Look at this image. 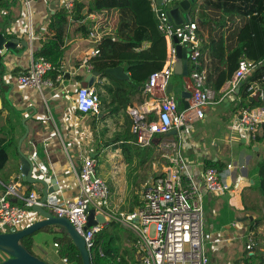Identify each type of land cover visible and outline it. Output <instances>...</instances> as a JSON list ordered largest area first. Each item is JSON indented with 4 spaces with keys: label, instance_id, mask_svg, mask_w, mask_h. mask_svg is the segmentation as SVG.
<instances>
[{
    "label": "crops",
    "instance_id": "0c3cea01",
    "mask_svg": "<svg viewBox=\"0 0 264 264\" xmlns=\"http://www.w3.org/2000/svg\"><path fill=\"white\" fill-rule=\"evenodd\" d=\"M31 1L30 7L25 4V0L0 2V33L28 44L26 49L19 42L18 51L22 54L21 57H8L10 62L5 71V78L1 79L0 89L4 90L1 94H4L15 115L20 117L11 115L9 110L1 112L0 97V132L8 131L7 138L18 139L19 143L26 132L23 124L26 120L25 125L29 129V134L23 142L22 151L34 162V175L39 177L43 176V172H49L48 181L51 180L52 175H55L60 186L58 193L63 199L68 200L75 198L79 193L75 170L82 163L83 156L88 153L99 163L100 154H107L109 158L113 155L107 153L109 147L102 145L101 136L97 140L95 130L96 127L104 126V123L113 118L118 119V116L110 115L109 108L100 99L101 113L99 119H96L94 128V116L83 115L77 110L76 92L79 84L88 86L85 80L89 73L84 62L90 57L93 48L90 32L89 36H85L83 32L85 29L82 26L87 25L88 30L94 25L107 30L109 27L111 29L109 36H112L115 34L118 13L110 11L91 14L82 22L71 18L64 35L65 57L61 69L63 80L56 83L54 88L36 90L21 87L17 78L21 72L31 66L35 60L34 54L42 48L43 42L55 36L56 32L50 29L49 25L52 15L62 7V2L61 0ZM89 1L84 0V3L88 4ZM158 8L162 9L159 6ZM85 12L86 9L83 13ZM173 45L176 48L181 46L176 39ZM175 80L174 76V82ZM185 81L186 76H181V92L185 91ZM111 83V80L99 77L94 85L98 84L100 90L106 92L105 86ZM225 87L226 84L223 89ZM239 92L240 88L235 94L226 96L222 102L218 101L210 106L206 119L197 122L191 130H185L181 136L179 134L158 136L151 146L154 152L150 159L151 163L148 162L155 171L150 182L172 168L178 157L176 154L179 153L187 161L193 162L199 172L207 168L210 162L217 163L216 168L221 171H225L230 163L246 162V170H235L232 173L231 191L204 196V245L210 264H244L242 259L247 254L248 233L254 226L253 221L259 220L257 216L264 214V196L255 188L258 181L257 166L264 160V141L262 143L254 141L253 137L242 128H237L234 133L230 131L231 119L238 112V108L246 109L243 106L239 107L241 105V99L237 96ZM6 93L9 94V99ZM178 100L183 107L180 98ZM146 102L147 97L143 93L137 94L132 98L131 107L153 110L154 107ZM155 105L157 106V103ZM149 117L155 119V111H152ZM117 125L121 127L122 123ZM259 135H262V131ZM77 141L81 143L79 148ZM121 145L115 149L117 152L124 151ZM163 158L165 160H162ZM18 166L20 173L16 171ZM110 170L112 169L107 164L105 173L110 180H113ZM1 173H4L3 177L7 182L0 179V196L6 186L18 183L22 186V193L43 189L39 185L30 187L23 183L20 156L19 160L11 158L6 169ZM11 201L16 202L15 199ZM18 204L20 205V202ZM37 220L41 219L37 218ZM32 248L41 260L54 261V255L60 259L55 248L49 252L35 241ZM60 260L63 261L62 258Z\"/></svg>",
    "mask_w": 264,
    "mask_h": 264
},
{
    "label": "built area",
    "instance_id": "2783aa9c",
    "mask_svg": "<svg viewBox=\"0 0 264 264\" xmlns=\"http://www.w3.org/2000/svg\"><path fill=\"white\" fill-rule=\"evenodd\" d=\"M151 1L159 20V30L167 41V58L165 66L149 77L142 90L147 97L146 104L153 106V110L136 107H129L127 110L132 121V133L137 138L136 145L141 148L151 147L158 136H166L173 130H177L180 136L185 130H191L197 122L206 119L210 106L235 94L243 84L251 82L264 69V60H241L238 70L226 83L225 89L221 90V97H218L209 85L208 72L202 63L204 40L198 34L197 22L188 19L183 25L177 26L169 21L166 11L158 8L156 0ZM31 2L25 0L28 7ZM61 2L70 14L74 12L75 0ZM170 3L171 0H164L163 5ZM160 11L161 14L158 15ZM90 29L93 48L84 64L88 73L92 74L94 66L90 61L99 56L98 43L108 34L99 31V26L94 25ZM175 39L187 52L189 74L186 76L184 89L191 94L187 99L188 109L180 106L177 96L167 93L178 61L177 48L173 45ZM52 69V64L42 58L33 60L31 66L20 73L17 82L21 87L36 90L54 88L56 83L63 80V76L59 75L56 80L47 77ZM250 91L252 97L264 101V76L251 83ZM100 105V97L94 86H77L76 106L81 114L98 117L101 113ZM152 111L156 113L155 119L149 117ZM263 124L264 107L245 109L234 121L236 129H244L253 139L260 134ZM76 143L79 148L81 143ZM246 169L247 164L242 161L228 164L225 171L208 167L199 172L193 162L187 161L179 153L174 166L153 179L140 192L139 208L132 213L116 214L110 207L109 185L99 175L98 160L86 153L79 168L75 170L79 186V193L75 198L65 200L58 191L41 204L42 189L41 192L29 190L22 193L20 183L6 186L0 196V234L19 232L34 224L40 217L33 208L43 206L54 216L67 218L84 236L91 253L95 248V236L105 225L114 221L135 235L132 247L136 264H210L204 245V196L231 191L232 173ZM39 178L48 180L49 172H43V176ZM11 199L19 200L20 205L13 204ZM87 208L94 209L96 216L103 215L105 224H98L85 231ZM61 246L59 241L54 242L58 254ZM254 249L255 242L250 237L247 250L253 253ZM100 254L103 256L101 250ZM63 262L68 263V260L64 258Z\"/></svg>",
    "mask_w": 264,
    "mask_h": 264
},
{
    "label": "trees",
    "instance_id": "16d2710c",
    "mask_svg": "<svg viewBox=\"0 0 264 264\" xmlns=\"http://www.w3.org/2000/svg\"><path fill=\"white\" fill-rule=\"evenodd\" d=\"M180 2L181 0H171L170 4L161 8L167 11L177 7ZM85 9L86 12L83 13ZM110 11L118 13L115 34L105 36L99 41L100 54L90 62L94 66L93 72L101 73L102 79H109L112 82L111 85L105 86L106 95L100 91L98 84L94 85V87L98 86L96 88L98 95L109 108L110 115L124 113L126 116V125L112 141L117 145V149L123 143L121 149L125 151L127 146L128 148L129 145L135 146L137 140L132 133V122L127 109L132 106V98L142 94L144 84L149 77L165 66L167 58V41L159 30V20L152 7V1L90 0L86 4L84 0H75L72 14L62 6L52 15L49 25V28L56 32L55 36L43 42L42 48L34 54V58L35 60L42 58L50 62L53 69L47 77L56 80L62 75V61L65 57L64 35L70 19L82 22L91 14ZM188 18L197 22L198 34L204 39L202 63L208 72L209 85L218 97H221V90L238 70L241 60L249 59L255 62L264 60V0H199L193 4ZM82 28L85 29L83 30L85 36H89L90 30L87 25H83ZM116 67H123L130 76V81H120L111 75H106L108 69ZM262 76L264 69L251 82L240 87L237 95L241 99L240 107L246 109L264 107V101L252 97L250 91L251 83L261 79ZM1 91L4 90L0 89L1 112L9 110L11 115L20 117L15 115ZM96 119L99 117L94 118V128ZM7 133L8 131L0 132V173L6 169L11 158L19 160L18 139H8ZM253 140L258 143L264 141V124L262 135L257 134ZM141 149L152 153L149 148ZM208 167H218V164L210 162ZM16 171L20 173L19 166ZM257 174L258 181L255 188L264 196V160L258 164ZM109 189L113 191L112 186ZM134 199V205L129 213L141 206L139 196H135ZM12 203L19 205V200ZM253 224L250 231L254 232L253 236L256 239L257 230L264 225V216L253 221ZM134 240L135 235L130 230H125L117 222H110L95 236V248L91 253L92 264H136L133 247L129 249L123 243L124 241L133 243ZM59 242L62 245L59 251L60 258H66L68 263L83 264L80 252L67 236ZM21 243L31 251L34 245L33 235L24 238ZM249 253L247 251L242 259L244 264H264V251L255 248L253 254Z\"/></svg>",
    "mask_w": 264,
    "mask_h": 264
},
{
    "label": "water",
    "instance_id": "95a60500",
    "mask_svg": "<svg viewBox=\"0 0 264 264\" xmlns=\"http://www.w3.org/2000/svg\"><path fill=\"white\" fill-rule=\"evenodd\" d=\"M159 7L163 6L164 0H156ZM196 0H182L177 7L170 8L165 13L167 14L169 21L177 26L183 25L189 18V12L192 9ZM161 14V11L158 15ZM19 42L27 49V42L20 41L19 39H10L5 33H0V86L2 85L1 79L5 78V71L9 65V56L21 57L22 54L18 51ZM178 61L175 66V76H187L189 74V64L187 58V52L182 46L177 48ZM106 75H111L120 81H130V76L125 72L123 67H116L108 69ZM101 77V73L93 72L86 77V83L88 87L92 88L97 78ZM169 95L174 94V77L170 80V84L167 88ZM7 99L9 94L6 93ZM191 97L190 92H181L179 98L180 103L184 109L189 108V102L187 99ZM14 110L18 112L15 108ZM26 132L18 143V152L21 160V175L23 183L28 186L39 185L42 189L41 204H44L48 197L60 190V186L55 175L51 176V180H45L34 175V162L22 151L23 142L26 140L29 134V129L26 124V120L23 121ZM178 131L173 130L169 135H177ZM33 211L37 213L41 220L28 226L19 232H10L6 234H0V252L6 254L9 258L0 264H55L53 260H41L34 256L21 241L29 236L34 235L36 232L50 229L55 232L66 235L72 242V244L78 249L82 257L83 264H92V255L87 248L86 241L83 235H81L67 218L54 216L53 213L47 210L43 206H35ZM88 217L85 231L98 224H105L106 220L103 215H95V210L87 208Z\"/></svg>",
    "mask_w": 264,
    "mask_h": 264
},
{
    "label": "rangeland",
    "instance_id": "374dc122",
    "mask_svg": "<svg viewBox=\"0 0 264 264\" xmlns=\"http://www.w3.org/2000/svg\"><path fill=\"white\" fill-rule=\"evenodd\" d=\"M199 1V0H196ZM102 28L99 29L101 32H106L108 35L110 34V28ZM176 80L174 82V93L177 95V98H179L182 90V85L180 84L181 76H175ZM104 95H106V92H104L103 89L100 90ZM101 106V105H100ZM240 107V106H239ZM238 112L233 116L230 123V131L236 132V127L234 125V121L237 117L240 116L241 111L240 108H238ZM240 111V113H239ZM118 119L113 118L112 120H109L108 122L104 123L103 125H100L99 128L96 127L95 134L97 136V140H99V136L102 137V145L104 147L108 148V154L112 153L111 157L107 156V154H100L99 155V175L102 177L107 184L113 187V191L110 193V207L112 211L116 214L120 213H129L130 209L134 205V197L139 196L140 199V192L144 190V188L149 184L150 180L153 177V173L155 172L152 169V165L149 164L151 156L153 155L152 147L149 148L150 151H143L141 147L137 145H133L130 148H126L125 151L117 152L115 149L117 148L115 145H113L112 141L115 138V135L120 132L121 128H123L126 125V116L124 113H121L117 115ZM95 118V116H94ZM130 119V118H129ZM131 120V119H130ZM132 122V121H131ZM118 123H122L121 127H118ZM118 128V129H117ZM101 134V135H100ZM234 135V134H233ZM195 137V134L193 135ZM240 139V137H239ZM238 139V140H239ZM138 148V149H137ZM140 148V149H139ZM123 155V156H122ZM178 155V154H176ZM111 160V161H109ZM162 160H165L164 158ZM149 162V163H148ZM148 163V164H147ZM109 165L112 170H110V173L113 174V180H110L109 177L105 173V166ZM127 164V165H126ZM164 163L162 162V165ZM10 166V164H9ZM4 173H0V179L7 182V180L3 177ZM1 183V182H0ZM38 186V185H35ZM1 187V184H0ZM141 200V199H140ZM137 209V208H136ZM264 216L258 215L257 217L260 219ZM122 227L126 230L127 228L122 225ZM129 230V229H127ZM251 233V234H250ZM246 242V248L248 244V240L251 237L255 242V248H258L261 251H264V225L261 226L257 230V236L256 239L254 238L253 234L254 232H249ZM64 238V234L52 231L50 229H44L41 231L36 232L33 235V239L35 243L40 245L43 249L51 252L54 248V242L60 241ZM124 246L131 249L133 246L132 241H124ZM246 251H248L246 249ZM31 253L39 258L36 254L33 248L31 249ZM54 263L55 264H66L62 260L58 259L53 256ZM7 259V256L0 252V263L5 261ZM40 259V258H39ZM69 264H76V263H69Z\"/></svg>",
    "mask_w": 264,
    "mask_h": 264
},
{
    "label": "flooded vegetation",
    "instance_id": "af4514ba",
    "mask_svg": "<svg viewBox=\"0 0 264 264\" xmlns=\"http://www.w3.org/2000/svg\"><path fill=\"white\" fill-rule=\"evenodd\" d=\"M9 257L7 256V259H8Z\"/></svg>",
    "mask_w": 264,
    "mask_h": 264
}]
</instances>
